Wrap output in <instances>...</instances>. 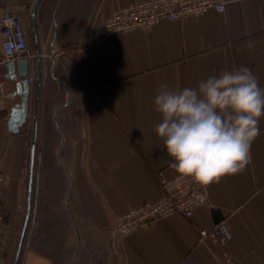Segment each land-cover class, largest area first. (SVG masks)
I'll return each mask as SVG.
<instances>
[{"label":"crops","instance_id":"0c3cea01","mask_svg":"<svg viewBox=\"0 0 264 264\" xmlns=\"http://www.w3.org/2000/svg\"><path fill=\"white\" fill-rule=\"evenodd\" d=\"M139 1L0 0L20 18L34 54L26 125L11 133L20 96H9L15 84L5 79L0 44V264H14L29 197L18 264H215L222 247L200 239L199 230L219 224L239 264H264V117L248 163L206 185L208 203L192 218L172 215L125 237L113 233L119 215L161 199L159 171L179 174L155 132L161 85L195 87L246 65L264 87V0H226L224 13L102 34L110 13Z\"/></svg>","mask_w":264,"mask_h":264},{"label":"clouds","instance_id":"9594fccd","mask_svg":"<svg viewBox=\"0 0 264 264\" xmlns=\"http://www.w3.org/2000/svg\"><path fill=\"white\" fill-rule=\"evenodd\" d=\"M157 137L178 173L208 185L241 171L264 117V87L246 65L225 68L195 87L163 84L154 96Z\"/></svg>","mask_w":264,"mask_h":264},{"label":"built area","instance_id":"2783aa9c","mask_svg":"<svg viewBox=\"0 0 264 264\" xmlns=\"http://www.w3.org/2000/svg\"><path fill=\"white\" fill-rule=\"evenodd\" d=\"M226 0H143L123 6L110 13L104 20L102 34L151 31L163 20L171 22L189 21L208 10L219 13L226 11ZM0 38L6 61H16L34 56L29 48L24 26L17 14L0 5ZM32 83V80H29ZM162 191L160 200L141 204L121 215L115 221L113 233L125 237L137 230H146L157 221L172 215L192 218L196 208L208 203L206 185L192 178L177 174L168 175L159 171L156 175ZM6 175L0 167V185ZM19 210L23 207L19 206ZM4 218L0 216V233ZM200 239H208L222 247L220 258L215 264H239L228 250L231 234L224 224L211 229H200Z\"/></svg>","mask_w":264,"mask_h":264},{"label":"water","instance_id":"95a60500","mask_svg":"<svg viewBox=\"0 0 264 264\" xmlns=\"http://www.w3.org/2000/svg\"><path fill=\"white\" fill-rule=\"evenodd\" d=\"M36 63H38V61ZM30 64H31V60L29 58L21 59L16 63L15 61H9L6 64L7 75L5 79L7 80V82H12L15 84V90L12 91L9 96L11 98H16L17 96H20V101L15 103L14 106L11 108L10 118L7 122L8 130L11 133H18L20 129L26 125V121L29 113V107H30V101H29L30 92H29V86L27 80L28 68ZM19 78H22L23 81L19 82L18 81ZM33 151H34V145L32 147L31 166L33 164V157H34ZM31 191H32V181L30 178V183H29L30 196H31ZM30 215H31V202L29 197L27 211L25 214V220L19 238L14 264H18L20 259V254L22 251Z\"/></svg>","mask_w":264,"mask_h":264}]
</instances>
